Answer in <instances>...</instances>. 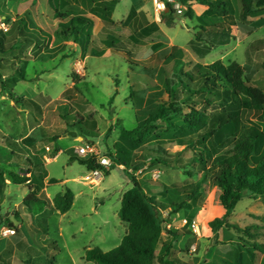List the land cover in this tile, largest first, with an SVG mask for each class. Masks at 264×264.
<instances>
[{
  "label": "rangeland",
  "instance_id": "374dc122",
  "mask_svg": "<svg viewBox=\"0 0 264 264\" xmlns=\"http://www.w3.org/2000/svg\"><path fill=\"white\" fill-rule=\"evenodd\" d=\"M111 2V19L115 24L105 27L98 3ZM159 2L161 0H97V3L93 0H42L33 5L32 0H0V30L4 33L14 35L18 21L23 19L31 20L34 28L39 26L51 35L41 50L30 44L5 53L0 51V168L7 179L11 173L20 175L34 171L32 177L37 178L47 171L58 184H51L46 194L54 197L70 189L75 196L73 209L67 215L53 212L51 204L41 200L48 221L41 230L57 243L60 252L50 245L46 248L45 238L35 235L37 245L27 252L20 249L17 242L9 241L3 254L5 263L96 264L84 259L87 248H100L103 252L116 248L115 242L124 230V226H120L124 223L118 218L122 194L132 188L133 180H136L149 197L168 204L162 196V192L167 191L168 198L174 203L168 209L158 207L164 228L159 257H163L172 243L170 254L176 264H235L239 253L244 255L241 258L246 261L244 264H264V248L256 251L235 241L239 237L264 247V198L243 199L229 218L241 228L252 227L249 236L227 228L213 232L211 223L222 218L225 211L219 199L221 190L209 179L204 180L200 195L176 212V207L186 198L185 189L204 176L197 166L181 170L175 163L151 162L155 155L147 154L146 148L136 150L140 158L134 159L132 167L113 164L108 169L109 175L102 172L98 186L84 185L81 179L89 171L78 161L76 149L90 145L95 155L111 159L115 155L114 146L121 143L122 130L136 129L157 110L160 96L167 97L164 92L166 81L180 68L189 71L197 63L210 65L219 60L226 64L238 62L249 69L253 85L264 92V49L250 48L253 40L264 39V27L253 37L234 34L229 44L216 47L202 58L189 46L190 41L201 34L198 12L191 20L186 16V7L182 12L176 10L175 25L168 27L163 23V14L157 13ZM53 7L67 15H71L72 8L76 7L91 20L89 28L94 36L108 32L129 43L139 59L148 64L150 72H131L110 51L101 57H92L72 39L56 35L60 28L57 21L52 20ZM132 9H135V16L127 22ZM260 16L253 20L257 21ZM153 25L159 31L147 30ZM219 41L215 40L214 45ZM173 46L180 48L182 62L170 59ZM43 54L54 55V58L39 60L37 57ZM21 70L26 74L25 79L17 74ZM67 91L70 93L66 95ZM207 98L211 103L210 107L205 106L207 113L220 112L222 101L211 96ZM23 99L33 101L34 108L23 105ZM175 123L182 125L180 120ZM29 135L40 140L18 146L2 143L4 137L19 142V137ZM189 135L187 129L167 128L158 123L145 145L152 143L156 147L158 141H166L169 152L175 154L182 150L177 139ZM60 150L63 153L56 161L44 166V162L49 163L46 158L55 157ZM72 157L76 160H70ZM187 157L188 152L183 159ZM188 171L193 176L186 174ZM28 192L27 187L17 184L6 187L5 206L24 201V193ZM2 197L3 194L0 202ZM30 212L25 208L24 212L15 214L22 215L28 225ZM9 217L0 223V238L7 237L5 229H12V236H15L22 226L21 217L20 220L15 218L16 221ZM0 219H4L1 211ZM28 229L30 231L29 226ZM170 233L178 236L173 238ZM22 240L23 236L18 234V243H23ZM157 264H160L159 260Z\"/></svg>",
  "mask_w": 264,
  "mask_h": 264
},
{
  "label": "trees",
  "instance_id": "16d2710c",
  "mask_svg": "<svg viewBox=\"0 0 264 264\" xmlns=\"http://www.w3.org/2000/svg\"><path fill=\"white\" fill-rule=\"evenodd\" d=\"M40 1L42 0H32V4L37 5ZM93 1L97 3V0ZM176 1L187 8L186 16L191 20L195 17L194 5L207 7V11L199 18L201 34H197L189 43L193 52L202 58L207 57L216 47L229 44L232 41L233 27H237L246 36H253L264 26V18L253 20L256 16L264 14V0H241L242 12L238 19L229 14L225 0ZM98 4L105 27L114 25L111 19L113 2ZM167 9L168 11L162 15V20L168 27H173L176 12L168 3ZM53 10L52 20L57 21L60 28L56 31V35L72 39L82 46L84 53L89 52L92 57H101L110 51L112 55L119 57L131 72L139 73L141 70L150 72L148 64L139 59L137 52L129 43L119 40L108 32L94 36L89 28L91 20L76 7L72 8L71 15L62 13L55 7ZM135 13V9H132L127 22L134 18ZM18 22L15 34L12 36L0 30L1 52L5 53L30 44L38 46V50H41L42 45L50 40V31L42 30L39 26L34 28L31 20L21 19ZM148 28L145 29L151 32L159 31L154 25ZM215 40H220V43L214 45ZM250 48L264 49V39L255 40ZM171 51L170 59L182 62L180 48L173 46ZM37 58L45 61L47 58H54V55L43 54ZM17 74L26 78L23 70L17 71ZM164 92L166 99L160 96L157 110L141 125L131 131L122 130L121 143L114 146L115 155L111 156L113 163L126 168L132 167L134 159L140 158L136 150L147 148L145 150L147 154L155 155L151 162L175 163L181 170L197 166L204 176L198 183L185 189L186 198L176 207V212L185 208L188 201L198 197L204 180L209 179L221 190L219 199L225 211L222 218L215 219L211 223L213 232L227 228L249 236L252 227L241 228L238 224L230 222L229 218L243 199L264 198V92L253 85L251 73L246 66L238 62L226 64L220 60L210 65L197 63L189 71L180 68L166 81ZM69 93L70 91H67L66 95ZM208 96L222 101L220 112L207 113L205 106H211ZM23 105L28 108L35 106L33 101L28 99H23ZM176 120H180L182 125L175 123ZM158 123L164 124L167 128L187 129L190 132L189 136L177 139L182 147L181 151L170 153L166 141H158L156 147H153L152 143L145 145ZM5 142L18 146L8 137H4L2 143ZM33 142H37V139L32 136L23 141L24 144ZM187 152L188 157L183 159ZM71 160L75 161L76 158L72 157ZM78 161L89 171L103 170L109 175V171L97 162V157L88 159L79 157ZM186 174L193 176L189 171ZM3 175L4 172L0 168V177ZM9 179L17 185L30 181L28 185L30 193L25 198L24 204L31 211L38 212L39 208L40 211L42 210L41 199L37 195L38 187L33 181L16 173H11ZM51 182L55 183L56 180L52 179ZM162 186L167 190L165 185ZM167 194V191L162 192L168 203L165 204L153 196L149 197L141 183L133 180V187L122 197L118 214L127 227V233L121 244L110 252H103L100 248L90 249L84 259L96 264H157L158 260L160 264H176L170 254L172 243H169L163 257L158 255L164 232L157 213L158 207L168 209L174 205ZM53 203L56 211L63 215L67 214L72 210L74 194L67 189L57 194ZM38 205L40 206L36 209ZM16 234H20V231ZM174 234L171 235L176 238L178 235ZM235 241H241L256 251H263L264 248L259 243H247L239 237H236ZM47 244L60 252L55 241L48 240ZM236 244L240 246L238 242ZM248 251L253 253L251 249ZM242 257L244 255L237 254L235 264H244L246 261H242Z\"/></svg>",
  "mask_w": 264,
  "mask_h": 264
},
{
  "label": "crops",
  "instance_id": "0c3cea01",
  "mask_svg": "<svg viewBox=\"0 0 264 264\" xmlns=\"http://www.w3.org/2000/svg\"><path fill=\"white\" fill-rule=\"evenodd\" d=\"M226 2H227V4H228V11H229V14L230 15H233L236 19H238V16H239V18H240V15H241V12H242V2L240 3V1L241 0H225ZM236 2V3H235ZM197 8H198V10H197ZM193 9H194V11H195V15H196V13L198 14V19L200 18V17H202L203 15H204V13L207 11V7H205V6H202V5H194L193 6ZM262 18H264V14H262L259 18H258V20H260V19H262ZM264 27V26H263ZM262 27V28H263ZM262 28H260V29H262ZM257 33V32H256ZM255 33V34H256ZM238 35V34H242V35H244V36H246L245 34H243V33H241L239 30H238V28L237 27H233L232 28V31H231V35ZM254 34V35H255ZM253 35V36H254ZM253 36H246V37H253ZM255 40H258V39H255ZM255 40H253L252 41V43L255 41ZM252 43H250V45L252 44ZM37 128V127H36ZM36 128H34L33 130H35ZM29 136H31V135H29ZM28 136V137H29ZM27 137H25V138H20L19 137V139H20V141L18 142V141H14L13 139V141L15 142V143H17L18 145L20 144V143H23V141L26 139ZM35 139H37V142L40 140V139H38L37 137L35 138ZM37 142H35V143H37ZM34 143V142H33ZM24 144V143H23ZM28 148V147H27ZM76 151H77V149H76ZM63 152L60 150L59 152H58V154L55 156V157H53V158H46V161H49V163H43L44 164V166H48L49 164H51V163H53L54 161H56V159L62 154ZM72 159V158H71ZM70 159V160H71ZM86 167V166H85ZM89 171V170H88ZM29 173H24V174H21L20 173V176L21 177H28L31 181H33V183L34 184H36L37 185V187H38V197H39V199H41V200H44L45 202H49V204H51V207H52V210H53V212H58V211H56L55 210V208H54V203H53V200H54V198H55V196L57 195H55L54 197H52L51 195H49V194H46V192H47V190H48V188H49V186L51 185V184H56L57 182H55V183H52L51 182V180L52 179H54L53 177H51V175H50V173L49 172H44V173H41L37 178H33L32 177V175H33V173H34V171H28ZM92 171H89V174L88 175H86V176H84V177H82L81 179L82 180H84V185H87V186H98L99 185V183H100V181L102 180V176L98 179V180H96L95 182H90V181H87L86 180V178L90 175V173H91ZM104 172V171H103ZM105 173V172H104ZM16 174H18V173H16ZM19 175V174H18ZM29 183H30V181H28L27 183H25V184H21L20 186H22L23 188H28V185H29ZM33 183H32V185H33ZM12 184H14L10 179H7L6 178V176H5V174L3 175V177H0V188H2V191L0 192V195H2L3 194V197L1 198V202H0V211H1V215H4V219L3 220H1L0 219V221H5L6 219H8V217L9 216H11V217H9V219L10 220H15V218L16 219H19L20 220V217H21V223H22V226H20L18 229H19V231H20V234H21V236H23V243H18V241H17V236H18V234H16L15 236H7V237H3V238H0V264H7V262L5 263L4 261H3V254H5V252L7 251V248H8V243H9V241L11 242V241H13V242H17V244L19 245V248L20 249H25L24 251H26V250H30V249H32L33 247H35L37 244H35L36 243V237H35V235H38V236H40L41 237V239L44 237L45 238V243H44V245H45V247L46 248H48V244H47V240H50L49 239V235H44L43 233V230H41V228H42V226L43 225H46V223L48 222L47 221V219H46V210L44 209H42L41 211H40V208L38 209L39 211L37 212V211H32V212H30V215H29V219H30V221H29V223H28V225H26V222H24V220H25V218L24 217H22V215L21 216H19V215H17V214H15L16 212H24V210H25V208L26 209H29V208H27L26 206H25V204H24V201H21L20 200V202H16L15 203V205L13 206V204H11V205H9V206H5V200H6V194L4 193V191H5V188L6 187H8V186H11ZM58 184V183H57ZM131 188H129V190H130ZM29 190V189H28ZM70 190V189H69ZM128 191V190H127ZM127 191H125V192H127ZM65 192V191H64ZM125 192H123V194H122V196L124 195V193ZM29 193H30V191L28 192V193H24V196H25V198L29 195ZM60 193H63V192H60ZM59 194V193H58ZM74 194V193H73ZM43 196H44V198H43ZM25 200V199H24ZM74 200H75V196H74ZM44 202V203H45ZM72 209H73V207H72ZM30 210V209H29ZM120 210V209H119ZM58 213H60V212H58ZM69 213V212H68ZM67 213V214H68ZM61 214V213H60ZM67 214H64V215H67ZM95 214H97V211H95ZM118 214H119V211H118ZM63 215V214H62ZM22 218H24V220L22 219ZM118 218H119V215H118ZM121 220V219H120ZM16 221V220H15ZM45 221V222H44ZM12 221H10V223H9V225L12 227V225H13V223H11ZM122 222V221H121ZM15 224V223H14ZM121 225L120 226H124L123 227V234L121 235V236H119V238L117 239V241L115 242V247H117V246H119L120 244H121V242H122V239L124 238V236L126 235V233H127V227H126V225L124 224V225H122V223H120ZM28 226L30 227V231H29V229H28ZM46 233H49V231L48 230H46ZM22 244V245H21ZM59 247V246H58ZM59 249L61 250V248L59 247ZM88 250H90L91 248H87ZM93 249V248H92ZM87 250V251H88ZM27 252V251H26ZM33 260H34V258H33ZM33 262V261H32Z\"/></svg>",
  "mask_w": 264,
  "mask_h": 264
},
{
  "label": "built area",
  "instance_id": "2783aa9c",
  "mask_svg": "<svg viewBox=\"0 0 264 264\" xmlns=\"http://www.w3.org/2000/svg\"><path fill=\"white\" fill-rule=\"evenodd\" d=\"M167 3L172 5V8L174 11L178 10L179 12H182V9H184V6H182L179 2L176 0H166L159 2L157 13L158 15H162L165 11H168L167 9ZM77 154L81 158H91V157H97V162L106 170H108L114 163L112 159H108L105 157H100L99 155H95L94 150L90 148V145H87L86 147H81L77 149ZM97 154V153H96ZM103 170H95L90 173V175L86 178L87 181L95 182L102 176ZM5 234L7 236L13 235V230H7L5 229ZM9 234V235H8ZM195 251V248L193 249Z\"/></svg>",
  "mask_w": 264,
  "mask_h": 264
},
{
  "label": "water",
  "instance_id": "95a60500",
  "mask_svg": "<svg viewBox=\"0 0 264 264\" xmlns=\"http://www.w3.org/2000/svg\"><path fill=\"white\" fill-rule=\"evenodd\" d=\"M70 134L73 135V136H75V137L77 136V134H74V133H70ZM0 223H1V221H0Z\"/></svg>",
  "mask_w": 264,
  "mask_h": 264
}]
</instances>
